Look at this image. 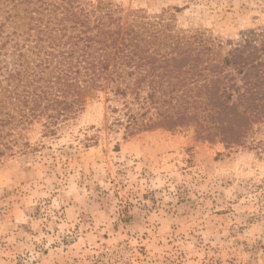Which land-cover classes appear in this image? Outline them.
<instances>
[{"label": "rangeland", "instance_id": "obj_1", "mask_svg": "<svg viewBox=\"0 0 264 264\" xmlns=\"http://www.w3.org/2000/svg\"><path fill=\"white\" fill-rule=\"evenodd\" d=\"M23 1L0 13L7 33ZM76 1L204 34L221 57L264 42V0ZM79 103L0 157V264H264V121L233 147L193 127L131 136L138 106L123 86L87 88Z\"/></svg>", "mask_w": 264, "mask_h": 264}, {"label": "trees", "instance_id": "obj_2", "mask_svg": "<svg viewBox=\"0 0 264 264\" xmlns=\"http://www.w3.org/2000/svg\"><path fill=\"white\" fill-rule=\"evenodd\" d=\"M13 1L0 0V13ZM23 5L21 21L7 17L12 32L8 19L0 23V157L35 121L45 120L52 133L75 116L87 88L130 92L138 106L128 120L131 136L193 127L203 140L234 147L264 121V42L221 57L222 45L207 44L204 34L168 32L162 19L124 22L117 11L91 14L76 0Z\"/></svg>", "mask_w": 264, "mask_h": 264}]
</instances>
